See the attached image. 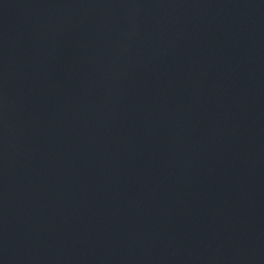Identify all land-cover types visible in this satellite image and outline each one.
I'll use <instances>...</instances> for the list:
<instances>
[{"label": "water", "instance_id": "95a60500", "mask_svg": "<svg viewBox=\"0 0 264 264\" xmlns=\"http://www.w3.org/2000/svg\"><path fill=\"white\" fill-rule=\"evenodd\" d=\"M0 264H264V0H0Z\"/></svg>", "mask_w": 264, "mask_h": 264}]
</instances>
